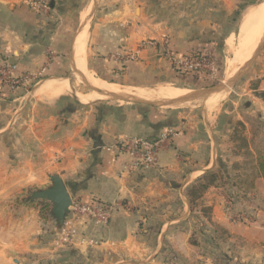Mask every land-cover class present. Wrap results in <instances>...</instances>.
<instances>
[{"label":"crops","instance_id":"crops-1","mask_svg":"<svg viewBox=\"0 0 264 264\" xmlns=\"http://www.w3.org/2000/svg\"><path fill=\"white\" fill-rule=\"evenodd\" d=\"M33 1L38 0H0V62L13 65L14 75L26 77L15 88L6 83L0 86L2 140L17 139L14 123L22 114L17 118L14 114L25 102L13 114L9 106L21 103L22 89L39 79L33 80V74L45 67L40 77L53 78L48 76L60 72L67 52L70 64L74 63L72 53L86 15L81 19L78 11L85 1L92 2L48 0V8L39 9ZM256 1L98 0L85 43L86 69L129 89L149 91L162 84L184 81L176 76L164 55L165 45L178 56L200 50L219 60L223 36L238 30L240 20L259 2ZM147 38L161 44L155 48L140 46L141 40ZM49 52L53 57L48 63ZM126 54L131 57L126 59ZM248 75L255 82L246 89L264 90V49ZM61 97L40 108L44 119L32 115L29 121L34 117L41 121L36 126L38 136L35 142L21 146L23 151L35 154L36 160L45 154V163L27 166L14 158L16 166H0V264H26L34 258V251L40 250L34 248L42 247L37 235L49 223L41 220L35 201L15 204V200L29 187L47 186L46 182L43 185V177L47 181V174L53 172L60 174L73 201L96 196L112 206V213L105 226L76 222L78 237L97 239L101 246H72L74 250L62 251L65 258H55L51 264L94 263L97 261L88 253L103 249L130 256L132 264H156L158 259L159 264H168L162 257L168 251L178 253V264H195L191 261H195L197 248L189 237L202 206L210 207L211 220L229 233L252 243L264 241L262 225L259 228L256 223H233L224 213L226 196L232 191L229 183L208 187L194 204L186 195L187 186L206 171L218 166L227 168L233 162L244 166V131L238 133L234 128L237 121L242 128L246 125L244 108L235 110V114L233 110L232 116L222 120L220 111L210 110L214 102L209 101L196 110L183 108L169 114L143 104L99 102L91 106ZM254 98L252 104L262 107L257 113L264 119V102ZM251 106L248 108L253 109ZM32 111L33 108L31 114ZM5 120L11 124L6 132L7 124L1 125ZM168 128L173 133L163 142L156 164L132 171L124 169L127 158L117 151L118 140L138 136L154 141ZM237 140H241L240 146ZM51 158L57 159L53 166L48 165ZM257 187L264 193L261 182ZM72 217L69 214L66 220Z\"/></svg>","mask_w":264,"mask_h":264},{"label":"rangeland","instance_id":"rangeland-1","mask_svg":"<svg viewBox=\"0 0 264 264\" xmlns=\"http://www.w3.org/2000/svg\"><path fill=\"white\" fill-rule=\"evenodd\" d=\"M96 1L98 2V0ZM258 1L261 0H257L255 3H257ZM86 3L87 2L85 1L84 4L81 5L80 8L81 12L89 5ZM97 7L98 4H96L95 9H97ZM89 9L90 6L88 10L87 9L85 10L86 15ZM81 12L78 11V15L80 13V18H81ZM94 12L95 10L92 13V18ZM235 31L236 32H234V35L237 33V30ZM86 34H87V24L84 27V29L78 33L76 37V39L79 38L84 41V48L86 45L85 44L87 38ZM223 37H225V39L222 40L220 43L219 71H218L219 74L214 80H212L213 82L212 81L191 82L185 79L184 81L176 82L174 84H162L160 86H156L152 88L153 91L151 90L149 91L143 90V91L150 95L156 92L159 96L163 97V93L158 92L160 91L161 88L163 89L169 88L173 91L179 90L181 93H185L188 90L198 89L201 87H206L215 84L223 80L224 77L226 78L228 76V73L226 72L225 69L226 68L225 62L230 57V51L225 42L228 36H223ZM261 51L259 52L258 56L260 55ZM244 62L245 61H240L238 63L243 64ZM70 63H71L70 53L67 52V56L65 55L63 64H61L63 67H60V72L55 75L48 76L53 78L68 79L70 83V89H69L70 91L68 90L61 95L62 100H64V98L69 99L74 104H79L78 102L79 100L82 103L91 106L92 105L94 106V104H97L99 102L111 103V104H127L126 102H122V101H111V100L99 99V98L95 100H90L88 102L87 101L85 102V100L83 101V99L79 98L77 94L80 92L85 93L90 89L86 88L81 78L78 77L77 74L72 72V67ZM241 64L237 66L236 70ZM248 72L249 70L243 76V78L239 80L234 85V87L231 88L227 93L223 94L220 99L218 100L210 99L211 101L210 100L208 101L209 103H213L215 101L214 104L210 107V110H212L213 113L220 111L222 120L226 119V117L228 116H232L233 113L235 114V110L239 111L244 108V115L242 116H244V122L246 123V125L244 124V128H242L239 121H237L236 124L234 125L235 131H237L238 133L244 131V166H236L235 162H233L232 166H228L227 170H224V172L218 171L221 177L219 182L221 183V185L229 183L228 185L232 186V191L230 192L231 195H233L232 197L234 198L233 200H231L229 196H226V201L224 203V213L233 223H244V225L256 223V225H258L259 228H261V225L264 228V193H262V191L259 192L257 187L258 182H261L262 187L264 189V177L259 174V170L257 167L260 159L259 156L261 154H264V126L262 124V122L264 123V119L260 118L262 117V115L261 113H257V110H263V109L262 107L260 108L257 107V105L252 104L253 100L255 99L254 97H257L255 95L256 91L255 92L249 91L248 88L246 89V87H248L249 85L253 86L255 79L251 81L249 79L250 77L248 75ZM176 76H178V78L181 77L180 75H176ZM47 79L48 78L46 76L44 78L40 77L35 82L28 83L20 93V95H23L21 103L17 102L9 106V111H11V113L13 114L14 110L20 104L22 105L25 102L24 107L22 109H17L18 111H16L14 114L15 118H17L20 114H22V116H20V118L14 123V130L17 131L15 134L17 139L9 137L8 139L5 138L4 140H2V138H0V166H16V164L12 162V159L14 158L18 159L17 161L19 164H23L27 166L28 165L42 166L45 163V158H44L45 154L39 155L40 158L36 160L35 154L28 152V150L23 151L21 146L35 142L36 136H38L37 127L38 125L41 124V121L35 117L33 121H29V119L32 117L33 114L39 116L40 118H43V116H41L42 111L40 110V108L42 106H46L48 102H51L57 98V97L53 98V97L40 96L36 94V90L39 87L46 84L52 78L48 80ZM258 91L260 90H257V92ZM143 96H149V95L144 94ZM165 98H169V96ZM248 105L249 106L253 105L251 106L253 107V109H249ZM146 107L152 108L153 110L168 112L169 114H173L171 112H175L176 110L183 109V108L169 109L165 107H155L149 105H146ZM32 108L34 109V112L32 111L31 114ZM184 108L196 110L198 108H202V106L184 107ZM233 110L234 112L232 113ZM11 113L8 114L11 115ZM4 124H7L6 120L1 125ZM10 125H11L10 122L6 125L4 129L5 132L6 130H8ZM247 138H249L250 140V144H251L250 146H248L249 140ZM236 144H239L240 146V144H242L241 140H237ZM250 148H252L254 152L250 151ZM49 160L50 161L48 162V165L50 166H53L55 163H57V159L51 158ZM216 170H218V167L216 168ZM43 180H44L43 185H45L46 183L48 184V180L45 181V177H43ZM233 183L236 185L235 186L232 185ZM238 186L244 189V195H242V192L238 194L232 193L238 190L237 189ZM31 189L33 191V189L36 190L38 188L36 187L27 188L22 193L21 197H18L15 200V204L27 202L25 198L29 195ZM35 202H39V201H35ZM201 208H200L199 220L193 222L194 230H192L189 237L190 242L194 244V246L197 248L196 251L197 256H195V261L190 260L191 262L195 264L196 263L197 264H264V241L252 243L246 240V237L242 238L241 236L229 233L223 227L219 226L218 224H215L211 220L212 211L210 210V207H206V206L204 207L207 209L206 212L204 211L202 212ZM48 210H49V206H48ZM39 216L42 221L48 222L49 225L48 227L45 228L44 232L37 235L38 242L42 247L34 248V250H38V249L40 250L34 251V258L31 259V261L26 264H51L55 260V258L58 259L65 258L63 256L64 252H62L65 249L74 250V247L72 246L86 247V244L80 245L75 239L71 245L62 244L60 237L63 236V238L65 239L66 236H64L62 233H59V230H55L52 216L50 215L49 218H43L42 215L40 214ZM98 245L101 246L99 243H97L95 246ZM89 254L95 261H97L90 264H132L131 260H133V258H131L130 256L122 255V254L118 255L113 251H109V250L107 251L106 249H103L102 251L96 250L93 252H89L88 255ZM176 254L178 253L174 251H168L167 254L166 255L164 254L162 257L164 258L163 260H166L168 264H176V263L178 264L180 263L181 259ZM73 256L74 255L72 254L70 257L73 258ZM156 262L159 264L160 259L156 260ZM56 264H62V262L59 261L56 262Z\"/></svg>","mask_w":264,"mask_h":264},{"label":"built area","instance_id":"built-area-1","mask_svg":"<svg viewBox=\"0 0 264 264\" xmlns=\"http://www.w3.org/2000/svg\"><path fill=\"white\" fill-rule=\"evenodd\" d=\"M48 3V0L32 2V4L39 9H47ZM163 43H166V41L163 40ZM160 44L161 43L158 44L155 39L147 38L142 39L139 45L142 47L150 46L155 48ZM163 53L170 62L172 70L176 75H195L199 81L206 80L205 82H210L218 76L217 62L206 55H195L192 52H187L178 56L175 52L168 49L166 45ZM52 57V52H49L48 63L52 60ZM124 57L128 59L131 56L126 54ZM13 69L14 66L8 62H0V86L6 83L10 88H15L25 81L26 77L14 75ZM44 71L45 67H42L39 72H35L32 76L33 80L40 78ZM172 131L173 130L170 128L166 129L161 132L154 141L138 136L124 137L118 140L115 147H117V151L120 152V155L127 158L124 163V169L126 171H132L136 168H143L156 164L158 161V152L163 142L173 133ZM111 213L112 206L103 202V200L96 196H90L86 201H73L69 212L73 217L70 220H65L63 227L59 229V233L66 236L65 239L63 236L60 237L62 244L71 245L75 239L80 245H96L99 243L97 239L85 236L78 237L80 235L78 228L75 227L76 222L83 220L94 226H105L109 221Z\"/></svg>","mask_w":264,"mask_h":264},{"label":"water","instance_id":"water-1","mask_svg":"<svg viewBox=\"0 0 264 264\" xmlns=\"http://www.w3.org/2000/svg\"><path fill=\"white\" fill-rule=\"evenodd\" d=\"M90 9L80 24L79 31H82L87 24V36L92 20V13L95 10L96 0H92ZM87 39V38H86ZM264 48V33L262 34L255 50L252 52L251 56L243 64H241L238 69L231 75L227 76L223 80L198 89L188 90L187 92L181 94L177 97H161L155 91L151 96L143 97L137 90H132L130 92H110L101 88H96L90 84L87 79V75L79 72L74 63L72 62V72L80 76L83 84L86 88L94 91L102 96V99L111 101H122L126 103L133 104H146L155 107H165V108H184V107H196L204 106L205 102L210 99H220L223 94L227 93L234 85L243 78L247 73L249 68L252 66L259 52ZM74 55V53H72ZM72 55V58H73ZM156 90V89H155ZM153 91V90H151ZM48 185L33 190L25 198L27 201H39L41 203H46L49 206V213L51 214L55 226V230H59L63 227L65 220L70 212V207L72 206V197L67 188L66 183L61 178L60 174L53 172L47 174Z\"/></svg>","mask_w":264,"mask_h":264},{"label":"bare ground","instance_id":"bare-ground-1","mask_svg":"<svg viewBox=\"0 0 264 264\" xmlns=\"http://www.w3.org/2000/svg\"><path fill=\"white\" fill-rule=\"evenodd\" d=\"M85 12L86 11H83L81 13V19L84 17ZM263 33H264V0H261L256 5L248 9V11L244 14V16L239 22L237 33L235 35L231 34L226 40V44L230 51V57L228 56L229 58L225 62L226 64L225 69H226V72L228 73V76H231L235 72L237 66L241 64L238 62L248 60L252 52L255 50ZM74 66L79 72L86 74L87 79L90 82V84L96 88H101V89H104L110 92H124V93L130 92L132 90H137L142 96L144 94L150 95L144 92L143 90H140V88L139 89L125 88L121 86L122 84L119 85L117 83L109 82L107 80H104L98 77L92 72H88L85 66L84 41L81 39L77 42V44L74 47ZM69 89H70V84L67 81V79L52 78L46 84L39 87L36 90V94L40 96L54 98V97H59L60 95L68 91ZM158 92L163 93V97H168V96L177 97L183 94L179 90L173 91L169 88H164V89L161 88L160 91ZM96 94L94 91L88 90L85 93H81V92L78 93L77 96L83 99V101L85 100V102L86 101L88 102L90 100L97 99L98 97L96 96ZM97 95L102 99V96L100 94H97ZM143 97H147V96H143ZM207 103L208 102H206V104Z\"/></svg>","mask_w":264,"mask_h":264},{"label":"trees","instance_id":"trees-1","mask_svg":"<svg viewBox=\"0 0 264 264\" xmlns=\"http://www.w3.org/2000/svg\"><path fill=\"white\" fill-rule=\"evenodd\" d=\"M237 13H239V12H237ZM190 52H192L195 55L203 54V55H206V56L214 59L218 64V71H219V60L217 58H215L214 56L207 54V53H204L200 50H195V51L192 50ZM218 74H219V72H218ZM181 77L185 78L186 80H189L191 82H199L197 76H195V75H182ZM205 81L206 80H204V82ZM255 95L264 102V90H260L258 92L256 91ZM259 157H260V159H259L257 167L259 170V174L264 177V154H261ZM224 170H227V168H225V166H218V170H216V169L211 170L210 169V170L206 171L201 177H199L194 183L187 186L186 195L190 201V204H194L196 202V200L199 199L203 195V193L206 191V189L208 187L216 186V185L218 186L219 184L221 185V183L219 182L221 177H220L218 171L224 172ZM226 177H227V175H226ZM235 185L236 184H234V186ZM237 189L242 192V195H244V189L243 188L238 186ZM236 192H232V193L236 194ZM228 196L231 200L234 199L232 197L233 195H231V192L228 193ZM35 207L38 209L39 214L42 215L43 218H49L50 217L51 214L48 213L49 212L48 204L36 202ZM206 210L207 209L204 207L201 208L202 212L203 211L206 212Z\"/></svg>","mask_w":264,"mask_h":264}]
</instances>
